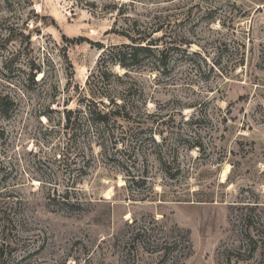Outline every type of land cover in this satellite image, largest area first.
<instances>
[{"label":"rangeland","instance_id":"obj_1","mask_svg":"<svg viewBox=\"0 0 264 264\" xmlns=\"http://www.w3.org/2000/svg\"><path fill=\"white\" fill-rule=\"evenodd\" d=\"M134 21L164 54L111 66L97 140ZM0 95V264H264V0H0Z\"/></svg>","mask_w":264,"mask_h":264},{"label":"trees","instance_id":"obj_2","mask_svg":"<svg viewBox=\"0 0 264 264\" xmlns=\"http://www.w3.org/2000/svg\"><path fill=\"white\" fill-rule=\"evenodd\" d=\"M165 20H163V22ZM163 22L159 26L154 23L152 26L142 29V27L138 28L137 22L134 21L131 26L119 34L122 35L127 42L106 47L101 46L102 52L99 56V63L86 79L82 90L86 91L87 94L81 100L84 102V109L88 115L89 122L91 125L99 127V132L97 136H95L97 140L102 137V127L105 128L104 135L107 133L110 134L111 125L116 127L115 124H117L118 120L129 122L133 116L132 107L129 106V103L122 98L113 96L109 92L110 83L108 77L115 76L118 80H122L123 76H126L130 69L136 65L142 53L154 56L153 52H156L157 55L162 57L164 50H159L158 39L154 38V34L165 29ZM156 61L158 65L160 63L163 65L165 64L159 59ZM116 64L128 71L125 72L123 76L114 73L111 66ZM130 89H132L131 86L128 90L130 91ZM3 98L4 97L0 95V112L6 114L7 111L2 110L4 109L2 107L8 109ZM118 99H120V101H118ZM72 113V110L66 111L65 119L67 121V128L75 123L76 118L71 120L70 117ZM119 126L120 128L122 127V125ZM75 202H77V200Z\"/></svg>","mask_w":264,"mask_h":264}]
</instances>
